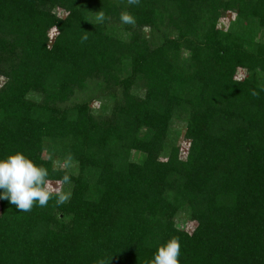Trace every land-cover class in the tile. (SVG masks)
I'll use <instances>...</instances> for the list:
<instances>
[{
    "label": "trees",
    "instance_id": "1",
    "mask_svg": "<svg viewBox=\"0 0 264 264\" xmlns=\"http://www.w3.org/2000/svg\"><path fill=\"white\" fill-rule=\"evenodd\" d=\"M0 78V158L68 195L0 200V264H264V0H0Z\"/></svg>",
    "mask_w": 264,
    "mask_h": 264
},
{
    "label": "clouds",
    "instance_id": "2",
    "mask_svg": "<svg viewBox=\"0 0 264 264\" xmlns=\"http://www.w3.org/2000/svg\"><path fill=\"white\" fill-rule=\"evenodd\" d=\"M141 0H128L129 5H139ZM98 20H103L102 13ZM123 24L134 25L135 17L127 12L120 15ZM87 39V37H85ZM49 171L37 165L22 152H15L0 158V200H7L15 205L19 212H30L34 206L45 207L55 198L57 204L68 199L63 192H53L48 185ZM64 184L71 183V176L62 177ZM181 244L177 238H171L158 246L151 264H180ZM101 264H104L101 261ZM109 264V262H108Z\"/></svg>",
    "mask_w": 264,
    "mask_h": 264
},
{
    "label": "rangeland",
    "instance_id": "3",
    "mask_svg": "<svg viewBox=\"0 0 264 264\" xmlns=\"http://www.w3.org/2000/svg\"><path fill=\"white\" fill-rule=\"evenodd\" d=\"M232 17L230 15H227L225 18H223L220 22L221 26L226 27L228 25V22L230 21ZM238 75H242V71H239ZM2 80L0 78V84H1ZM85 97L84 93H78L76 96L77 100H81V98ZM75 99V100H76ZM99 102L98 101H93L92 106L96 109L98 108ZM171 129L172 132H176L178 133V136L176 138L177 143L181 144L182 140H183V131H184V121H179V120H175L172 124H171ZM184 142H182L183 144ZM137 154H134V156L136 157ZM60 167H65V162H62L60 164H58ZM48 185L49 188L52 191L55 192H60L62 190L61 184L55 181H48ZM177 224L180 227H183L185 230L187 231H191L193 229V227L195 226V222L192 221H188L186 219V217L184 216V214H180L177 219Z\"/></svg>",
    "mask_w": 264,
    "mask_h": 264
}]
</instances>
